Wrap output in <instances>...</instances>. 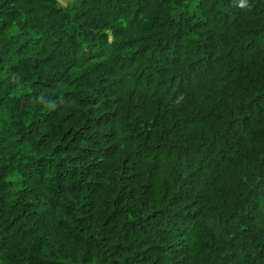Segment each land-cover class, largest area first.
Here are the masks:
<instances>
[{
    "label": "trees",
    "instance_id": "trees-1",
    "mask_svg": "<svg viewBox=\"0 0 264 264\" xmlns=\"http://www.w3.org/2000/svg\"><path fill=\"white\" fill-rule=\"evenodd\" d=\"M0 264H264V0H0Z\"/></svg>",
    "mask_w": 264,
    "mask_h": 264
}]
</instances>
